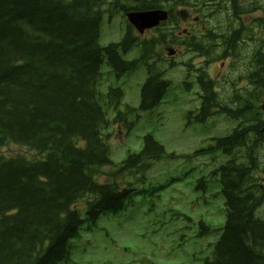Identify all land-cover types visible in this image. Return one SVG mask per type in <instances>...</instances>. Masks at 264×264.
<instances>
[{"label":"trees","instance_id":"obj_1","mask_svg":"<svg viewBox=\"0 0 264 264\" xmlns=\"http://www.w3.org/2000/svg\"><path fill=\"white\" fill-rule=\"evenodd\" d=\"M255 1L0 0V149L12 143L35 153L32 157L0 153V264L68 261L71 239L79 236L82 224L95 228L100 215L117 213L133 203L141 192L134 186L135 179L143 182L153 161L164 157L165 151L153 135L146 134L138 152L128 154L119 164L112 163L107 145L110 134L105 130L121 123L129 129L132 124L126 122V115L135 109L125 105L121 110L120 86L101 91V68L106 65L119 78L144 66L139 109L152 110L171 86L159 68L164 60L158 52L166 45H176L172 27L179 15L198 13L202 18L220 9L229 10L225 26L234 25L225 30L227 34L216 23L215 28L205 26L202 34L185 32L183 38L190 44L196 41L193 47L210 56L206 63L229 57V69L238 78H242L243 67L251 64L252 88L235 91L219 106L210 84L207 88L200 85L206 92H202L195 116L198 122L224 114L239 123L228 136L214 138L212 146L195 151V155L212 157H218L219 151L226 160L209 171L212 183L205 178L196 182L195 189L202 191L218 186L211 196H220L224 219L219 225L203 219L190 223L189 229L194 230L189 239L214 236L193 256V263L264 264V179L254 175L261 168L259 152L264 146V116L259 108L264 49L257 55L249 51L244 58L237 46L243 30L247 36H256L254 27L240 21L243 14L256 9ZM162 7L168 9L169 19L154 27L151 36L135 37L126 22L121 41L99 44L104 14L108 19L115 14L124 18L127 10ZM255 24L260 23L255 20ZM135 46L138 56L124 59ZM192 69L191 63L186 64L182 83L187 90L193 85L187 79ZM198 80L202 82L201 77ZM147 214L156 223L166 222L153 205ZM185 241L183 237L180 245Z\"/></svg>","mask_w":264,"mask_h":264},{"label":"rangeland","instance_id":"obj_2","mask_svg":"<svg viewBox=\"0 0 264 264\" xmlns=\"http://www.w3.org/2000/svg\"><path fill=\"white\" fill-rule=\"evenodd\" d=\"M261 7H264V2H261ZM250 14L252 20L262 17L261 11L255 10ZM224 16V12L219 11L214 17L209 18V23L216 25L215 19L219 17L221 22ZM202 21L203 18L197 23L192 19L185 20L184 27L199 31L204 24ZM125 33L126 23L120 14H115L111 19L104 15L99 44L119 42ZM152 34L153 32L146 31L142 37H149ZM136 56L137 48L133 47L123 55V58L130 60ZM199 56H201L199 53L187 52L183 48L181 53L173 57L176 66L167 68L164 75V78L171 81V86L160 104L151 111L138 110L139 116L133 126L121 138L112 136L109 139V157L114 163L126 158L128 152L140 150L142 137L146 133L152 134L155 140L163 145L165 152L173 153L175 158L165 156L154 161L146 173V179L143 182L134 181L135 188L141 192L134 196L133 203L127 205L125 209L117 213L100 215L96 219L95 228L88 227L86 223L82 224L79 236L71 239L70 260L60 264H195L193 256L197 257L200 250L214 239V236L189 239L192 236L191 231L194 230L189 229V225L191 222L194 225L199 219L219 225L224 219L220 214L222 208L220 196H211L218 186L208 187L206 191L195 189L196 182L203 176L207 182L212 183L213 179L208 176V172L220 160H212L214 158L212 154L191 157L187 155L212 146L215 137L230 133L238 121L218 114L204 123L188 122V111L195 109L200 103L198 96L200 90L198 85H194L191 91L185 89L182 81L186 76V70L179 63L198 62L202 59ZM225 63L218 62L212 65L208 68L209 75L213 77L219 75L222 70L223 73L229 71ZM101 70L105 73L107 83L122 87L124 96L120 108L124 104L138 107L140 88L146 78L144 66L119 78H115L113 74L108 75L109 69L106 65H103ZM241 77L245 80L244 76ZM192 79L195 80V77ZM234 79H237V82L241 81L233 70L227 73L226 78L220 79L216 87L220 100L230 93L240 92L239 85L230 88L235 84L232 81ZM132 119L133 116L128 117V121ZM261 148L259 152L261 168L256 169L254 175L264 179V146ZM0 153L34 156L29 149L12 143L2 147ZM159 186L162 188L151 192L153 188ZM151 205L160 215L165 216L164 224L154 222L147 214ZM165 210L166 213L162 214ZM183 237L186 241L180 245Z\"/></svg>","mask_w":264,"mask_h":264},{"label":"flooded vegetation","instance_id":"obj_3","mask_svg":"<svg viewBox=\"0 0 264 264\" xmlns=\"http://www.w3.org/2000/svg\"><path fill=\"white\" fill-rule=\"evenodd\" d=\"M256 8H258V7H256ZM179 16H180V18L178 19V24H176V27H179V24L181 22V19H183L185 17L184 15H179ZM177 37H181V36L178 34ZM182 41H185V40H182ZM196 44H197L196 41L194 43H192L193 46H196ZM263 49H264V38H263V36L260 33H256L254 52L257 55V52L258 53H261ZM192 52L198 53V50H196V48L193 47V51ZM201 55H203L205 57V59H208L210 57L206 53H204V54L202 53ZM250 66H248V67H246V68H244L242 70L243 71V74H246V72L250 69ZM208 68L209 67H205L204 66V67H201V68L192 69V71L195 74L196 85H198L199 90L201 92H206L205 89H203L204 87L203 86H200L202 84H206L205 85L206 88H207V85L210 84V88H209L210 90H213V88L215 87V83L214 82L212 83L213 78L208 73ZM198 77H201L202 82H200L198 80Z\"/></svg>","mask_w":264,"mask_h":264},{"label":"water","instance_id":"obj_4","mask_svg":"<svg viewBox=\"0 0 264 264\" xmlns=\"http://www.w3.org/2000/svg\"><path fill=\"white\" fill-rule=\"evenodd\" d=\"M128 20L142 32L145 28L153 27L160 21L167 18V12L162 9L158 10H141V11H129L126 13ZM169 54H172V50H168ZM264 110V101L262 104Z\"/></svg>","mask_w":264,"mask_h":264},{"label":"bare ground","instance_id":"obj_5","mask_svg":"<svg viewBox=\"0 0 264 264\" xmlns=\"http://www.w3.org/2000/svg\"><path fill=\"white\" fill-rule=\"evenodd\" d=\"M158 9H162V10H164V9H166V8H164V7H162V8H156V9H148V10H158ZM260 9H262L263 10V15H264V7H261ZM104 15H106L107 16V18H108V15L107 14H104ZM198 16H200V15H198ZM202 16V15H201ZM179 17V16H178ZM109 19H111V18H109ZM161 23L159 22L155 27H157L158 25H160ZM176 24H178V18H177V21H176ZM129 26L133 29V26H131L130 24H129ZM176 26H174V27H172V28H174L175 29V40L177 41V42H174V44H179L180 42H179V40H185V46H184V49L187 51V52H192L193 51V45L192 44H190V43H187V38H185L186 36H184V38H183V35H186V34H183L184 32L183 31H181V29H179L180 27H176ZM178 34L181 36V37H177L178 36ZM198 53L201 55L202 53L204 54V52H202V51H198ZM258 53V52H257ZM262 53V52H261ZM250 68H251V66H250ZM250 70L251 69H249L247 72H246V74H243V71H242V76H244V78H245V80L246 81H248L249 82V84H250V86L246 89V90H250V88H252V83L250 82V80H249V73H250ZM213 78V77H212ZM233 81V80H232ZM232 81H230V83H232ZM215 83V81H214V78H213V81H212V83ZM215 85H216V83H215ZM237 89V88H236ZM213 90H214V88H213ZM240 92L242 91L243 93H244V91L245 90H242V89H240L239 90ZM234 93H230L229 95H226V98L225 97H223V99L222 100H220V98L221 97H219L217 94H216V98H217V100H218V102H217V105H223L224 103H227V101H228V97H230L231 95H233ZM264 94V91H263V93H262V95ZM219 105V106H220ZM222 107V106H221Z\"/></svg>","mask_w":264,"mask_h":264}]
</instances>
